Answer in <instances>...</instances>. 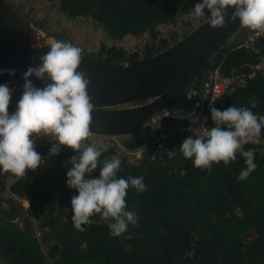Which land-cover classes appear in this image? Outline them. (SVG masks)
I'll use <instances>...</instances> for the list:
<instances>
[{
    "label": "trees",
    "instance_id": "16d2710c",
    "mask_svg": "<svg viewBox=\"0 0 264 264\" xmlns=\"http://www.w3.org/2000/svg\"><path fill=\"white\" fill-rule=\"evenodd\" d=\"M54 1L57 11L69 20L87 18L111 39L146 36L139 53L101 44L96 57L106 61L149 56L174 43L175 34L168 33L170 38L160 36L159 27L175 24L202 2ZM255 32L241 26L192 85L197 86L213 70L221 76H242L241 83H233L207 108L205 124L209 127L215 126L210 107L221 111L229 106L248 107L264 116V70L250 68L264 62V32L253 35ZM252 35L244 46L243 41ZM253 102L255 108H251ZM147 129L145 126L142 134L135 131L118 136V143L126 151L142 145L151 147L153 136ZM54 143L36 139V151L44 163L35 171L26 170L24 178L0 170V264H264V129L255 142L243 145L245 151L254 152L257 165L243 181L237 179L246 168L239 153L228 167L220 162L211 169H200L194 167L192 159L184 158L180 152L182 142L173 152L142 154L129 161L118 152L117 142L107 144L101 165L90 178H98L104 158L116 155L121 160L117 177H143L146 185L142 193L128 188L126 210L135 212L138 222L118 237L110 235L99 214L91 217V225L82 226L85 231L73 227L71 198L78 193L67 186L66 173L80 153L62 146L58 154H49ZM20 198L27 201L24 212L33 216L35 225L26 220L18 224L17 219L24 213L17 201ZM129 235L131 239L126 238Z\"/></svg>",
    "mask_w": 264,
    "mask_h": 264
},
{
    "label": "clouds",
    "instance_id": "9594fccd",
    "mask_svg": "<svg viewBox=\"0 0 264 264\" xmlns=\"http://www.w3.org/2000/svg\"><path fill=\"white\" fill-rule=\"evenodd\" d=\"M228 9L233 10L230 17ZM192 14L206 18L212 28L225 27L227 17V23L238 19L241 26L264 32V0H202L195 4ZM81 60V48L69 42H52L49 51L40 57V63L23 74L22 95L12 114L8 108L14 89L7 83L0 84V170L19 178L26 176V170L35 171L44 163L36 151V139L41 136L56 141L49 154H58L62 146L79 152L78 159L66 173L67 186L78 193L71 198L72 225L83 232L82 226L91 225L94 222L91 217L99 214L107 223L110 235L118 237L127 232L129 225L134 228L138 222L136 213L126 210L128 188L131 186L142 193L146 185L143 177L118 178L121 160L116 155L104 158L98 178H90L108 148L107 145H84L90 135L94 105L87 91L90 81L85 72L78 71ZM7 71L9 75L15 73V69ZM33 76L50 83L37 88L29 79ZM256 106L253 102L251 108ZM210 113L215 126L204 135L195 129V138L188 136L180 152L200 169H211L214 163L220 162L228 167L239 153L246 168L237 179L246 180L257 165L254 152L245 151L243 145L260 137L264 116L254 114L248 107L235 106L223 111L210 107ZM126 238L131 239V235Z\"/></svg>",
    "mask_w": 264,
    "mask_h": 264
},
{
    "label": "water",
    "instance_id": "95a60500",
    "mask_svg": "<svg viewBox=\"0 0 264 264\" xmlns=\"http://www.w3.org/2000/svg\"><path fill=\"white\" fill-rule=\"evenodd\" d=\"M232 9L227 10L230 17ZM239 20L212 28L206 18L181 38L149 56L106 61L82 52L78 71L89 79L88 94L94 105L90 133L124 136L134 133L161 109L180 100L205 69L213 55L233 36ZM59 41L31 25L5 0H0V84L22 95L23 74L37 66L40 57ZM15 69L14 75L7 70ZM37 88L48 80L29 77ZM18 100H11L12 114Z\"/></svg>",
    "mask_w": 264,
    "mask_h": 264
},
{
    "label": "rangeland",
    "instance_id": "374dc122",
    "mask_svg": "<svg viewBox=\"0 0 264 264\" xmlns=\"http://www.w3.org/2000/svg\"><path fill=\"white\" fill-rule=\"evenodd\" d=\"M17 13H19L25 20L42 33L48 34L59 41L69 42L72 45L82 49V52H86L93 56H97L99 46L102 44L106 47L115 46L123 49L127 52H140L142 44L146 42V36L140 35L138 37L123 36L120 39H111L106 36V33L93 21L87 18H74L69 20L65 15L57 11L56 2L54 0H5ZM194 9V7H193ZM193 9L186 15L180 16L179 19L173 25H162L159 27L158 32L163 36L169 37V34L174 33L176 40L181 38L182 32L187 28L198 25L201 21L200 18L193 16ZM187 21L188 23H185ZM200 21V22H199ZM199 22V23H198ZM188 24V25H187ZM193 28V27H192ZM169 33V34H168ZM21 94L13 91L11 100H19ZM144 127L137 130L138 134H142ZM148 139V137H147ZM49 137L48 142H53ZM117 142V150L126 155L128 161L132 159L126 152L121 144H119V137H110L108 135L92 134L90 133L84 145L96 146L107 145ZM141 148L138 147V149ZM125 150V151H124ZM132 151V150H131ZM120 157V156H118ZM133 160V159H132ZM24 212L27 209V201L23 198L17 199ZM24 217V218H23ZM23 217L17 219L18 224L21 226L23 221H29L32 225L37 223L33 221V216L27 212L23 213ZM36 236L38 231L34 230ZM43 249V246H41Z\"/></svg>",
    "mask_w": 264,
    "mask_h": 264
},
{
    "label": "built area",
    "instance_id": "2783aa9c",
    "mask_svg": "<svg viewBox=\"0 0 264 264\" xmlns=\"http://www.w3.org/2000/svg\"><path fill=\"white\" fill-rule=\"evenodd\" d=\"M258 33L257 31L253 35ZM253 35L243 41L244 46L252 40ZM250 68L252 71L254 69L264 70V62L250 65ZM242 81L240 74L221 76L216 70L211 71L205 80L195 87L191 86L180 100L169 108L159 110L146 121L143 127L146 126L149 134L153 136L151 147L142 145L141 148H136L126 153L132 159H138L142 154L153 156L161 153H170L188 136L195 138V129H199V134L204 135L207 129L210 130L212 128L205 124L207 108L233 83H241ZM187 95L192 97L189 98ZM194 119L195 122H193ZM169 120H172V122H169ZM37 139L48 141L49 137L41 136Z\"/></svg>",
    "mask_w": 264,
    "mask_h": 264
}]
</instances>
